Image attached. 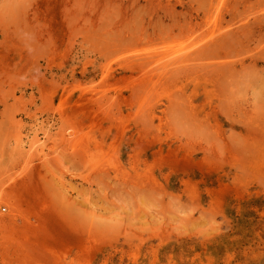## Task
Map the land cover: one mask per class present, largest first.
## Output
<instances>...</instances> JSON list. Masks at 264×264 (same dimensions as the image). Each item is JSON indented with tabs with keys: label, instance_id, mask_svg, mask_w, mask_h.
Masks as SVG:
<instances>
[{
	"label": "rangeland",
	"instance_id": "1",
	"mask_svg": "<svg viewBox=\"0 0 264 264\" xmlns=\"http://www.w3.org/2000/svg\"><path fill=\"white\" fill-rule=\"evenodd\" d=\"M0 264H264V0H0Z\"/></svg>",
	"mask_w": 264,
	"mask_h": 264
}]
</instances>
